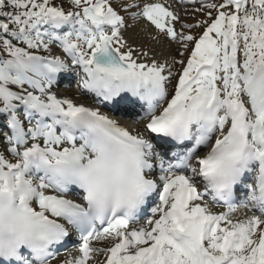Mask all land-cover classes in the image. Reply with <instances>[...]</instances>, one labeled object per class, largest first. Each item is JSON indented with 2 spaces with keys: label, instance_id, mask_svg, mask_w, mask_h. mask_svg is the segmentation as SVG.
Listing matches in <instances>:
<instances>
[{
  "label": "snow or ice",
  "instance_id": "1",
  "mask_svg": "<svg viewBox=\"0 0 264 264\" xmlns=\"http://www.w3.org/2000/svg\"><path fill=\"white\" fill-rule=\"evenodd\" d=\"M0 264H264V0H0Z\"/></svg>",
  "mask_w": 264,
  "mask_h": 264
},
{
  "label": "rangeland",
  "instance_id": "2",
  "mask_svg": "<svg viewBox=\"0 0 264 264\" xmlns=\"http://www.w3.org/2000/svg\"><path fill=\"white\" fill-rule=\"evenodd\" d=\"M181 14L183 15V12L181 11ZM191 22V21H189ZM142 25H138L134 28L129 29V31L125 34L128 38L130 43H133L135 45H143L147 48H155V50L160 53L163 52L164 54H167L168 48L165 44H156L153 41L146 38V34L141 31ZM67 89L65 87H62L60 89L61 95H68L69 93L71 95H74V99H77L78 101H81V97L78 96V94L75 92V85L73 84L72 89L68 90L69 93L66 92ZM79 97V98H78ZM122 123H126L127 121L122 120ZM238 214V213H237ZM74 251V250H72Z\"/></svg>",
  "mask_w": 264,
  "mask_h": 264
},
{
  "label": "bare ground",
  "instance_id": "3",
  "mask_svg": "<svg viewBox=\"0 0 264 264\" xmlns=\"http://www.w3.org/2000/svg\"><path fill=\"white\" fill-rule=\"evenodd\" d=\"M65 89H66V88H65ZM66 92L69 93L68 90H66ZM68 95H69V96H72V97L74 96V95H71L70 93H69ZM78 96H79V95H78ZM73 98H74V97H73ZM78 98H79V97H78ZM81 100H83L84 102H87L83 97H81ZM240 214H241V213H238L237 215H240Z\"/></svg>",
  "mask_w": 264,
  "mask_h": 264
}]
</instances>
